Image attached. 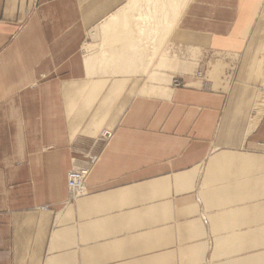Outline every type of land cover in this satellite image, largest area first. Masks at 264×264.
Segmentation results:
<instances>
[{"label":"crops","instance_id":"1","mask_svg":"<svg viewBox=\"0 0 264 264\" xmlns=\"http://www.w3.org/2000/svg\"><path fill=\"white\" fill-rule=\"evenodd\" d=\"M105 1L82 0L103 3L83 56L77 0H0V264H264V0H189L142 61L147 0ZM172 36L202 76L170 90ZM88 153V194L70 200Z\"/></svg>","mask_w":264,"mask_h":264},{"label":"rangeland","instance_id":"2","mask_svg":"<svg viewBox=\"0 0 264 264\" xmlns=\"http://www.w3.org/2000/svg\"><path fill=\"white\" fill-rule=\"evenodd\" d=\"M128 0H106L104 2V8L109 9L110 11H116L117 8L121 7V5L125 4ZM180 2V4H183L184 6V1H185V6L188 4L189 0H177ZM187 1V2H186ZM78 3V7L81 11V16L80 19L82 21L83 27L85 29L86 32V39L82 48V55L86 56V49L85 46L87 44H98V36H97V31H98V27L100 24L99 18H100V10L102 9V2H99V4H97V6L93 5V6H88L86 9L82 8V0H77ZM144 3L146 4L142 7V8H147L148 11H153V10H158L157 6L153 7V3L148 2V1H144ZM167 3L165 2V5ZM156 20V19H155ZM155 20H153V23L155 22ZM152 24V23H151ZM167 32H165V40L159 36V35H155L153 38V43H154V53H156L158 51V48H160L162 46V44L167 40ZM164 50L166 53H168L169 57L175 61V63L177 62V66L176 68H174L173 70H169L166 69L165 74L169 75V79L167 81V86L168 88L174 89L175 86V81L181 80L182 76H183V72L192 74L194 76H202V72L200 70H197V72L195 73V70H191V67L194 66V61L197 60V57H199V53H189L190 55H188L187 53L184 52V49L176 47L173 43V36L170 40V43H165L164 45ZM193 54V55H192ZM190 56V57H188ZM196 67V66H195ZM199 68V67H197ZM182 74V75H181ZM124 77V76H123ZM181 77V78H180ZM138 81V84L140 83L142 86V91L144 89V87L148 84V78L147 76H137L135 77ZM183 81V80H182ZM184 81L182 83L181 86H183ZM165 86V84H163ZM142 93V92H141ZM170 95V94H169ZM149 96H153V97H157V98H165V95H149ZM103 131H110L112 133L113 136V131L111 129L108 128H104L102 129L96 137V140L98 141L99 138H101ZM112 138V137H111ZM218 151V150H217ZM262 153H264V150H261ZM243 153V152H242ZM82 159V158H81ZM76 160H80L79 158H76ZM84 160V158H83ZM79 165V164H78ZM206 163H203L200 167V171L197 175V179H196V186H195V192L197 194V196L200 194L201 191H203L205 189V183H206V176H205V169H206ZM74 167H72L71 169H73ZM70 169V170H71ZM90 174V173H89ZM250 191H246L245 194H249L252 195L253 191L255 189V186H253L254 184H252V180L254 179L255 176L251 175L250 177ZM237 193V192H235ZM257 199L259 200H263L264 201V195L262 193L258 194ZM259 210H264V207H259ZM208 216V213H205L202 211V215L201 217L203 219H206V217ZM260 229L264 228V216L262 217L261 221L259 222V226ZM264 243V239L256 241V244H261ZM261 248V247H260ZM250 253V254H249ZM248 255H246V259H252L251 255V250L249 251ZM236 258V257H235Z\"/></svg>","mask_w":264,"mask_h":264},{"label":"bare ground","instance_id":"3","mask_svg":"<svg viewBox=\"0 0 264 264\" xmlns=\"http://www.w3.org/2000/svg\"><path fill=\"white\" fill-rule=\"evenodd\" d=\"M140 1L141 0H136V4H138L137 5L138 7L140 5ZM147 1L153 3L152 4L153 7L157 6L158 10L148 11V14L143 13V14H139L138 16L137 47L136 49H132V50L133 51L135 50L134 56L137 59H139V61H142L146 57V49L148 48L149 44L153 42V38L155 35H159L161 39L163 38L165 40V32H167V34L172 32L185 8V1H184V6L183 4H180V2L177 0H147ZM165 2L167 3L166 5ZM153 20H155L154 23ZM110 60L114 62L115 58L113 55H110ZM260 113H262V111H260ZM80 160L82 161L81 165L85 164L86 160L83 159Z\"/></svg>","mask_w":264,"mask_h":264},{"label":"built area","instance_id":"4","mask_svg":"<svg viewBox=\"0 0 264 264\" xmlns=\"http://www.w3.org/2000/svg\"><path fill=\"white\" fill-rule=\"evenodd\" d=\"M183 83L181 80L175 81V86L179 87ZM112 137L110 131H103L101 138L98 140L101 142H107ZM85 164L79 165L77 169H72L67 175V186L69 189L70 200H76L88 194L86 180L98 161V156L94 153H88L85 157Z\"/></svg>","mask_w":264,"mask_h":264}]
</instances>
